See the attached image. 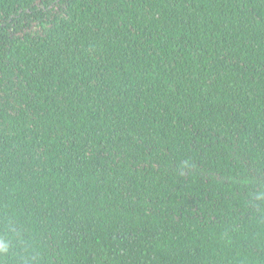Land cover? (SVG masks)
<instances>
[{
	"label": "trees",
	"instance_id": "16d2710c",
	"mask_svg": "<svg viewBox=\"0 0 264 264\" xmlns=\"http://www.w3.org/2000/svg\"><path fill=\"white\" fill-rule=\"evenodd\" d=\"M0 264H264V0H0Z\"/></svg>",
	"mask_w": 264,
	"mask_h": 264
}]
</instances>
